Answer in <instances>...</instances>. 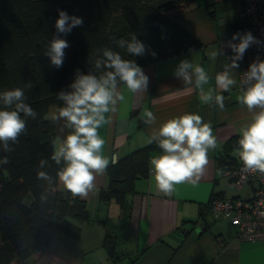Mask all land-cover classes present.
I'll return each mask as SVG.
<instances>
[{
  "label": "crops",
  "instance_id": "0c3cea01",
  "mask_svg": "<svg viewBox=\"0 0 264 264\" xmlns=\"http://www.w3.org/2000/svg\"><path fill=\"white\" fill-rule=\"evenodd\" d=\"M242 5L243 0H194L187 8L167 11V16L186 28L201 46L182 53L169 51L161 60L141 66L149 77L147 91L133 95L125 85H118L126 99L118 102L115 112L105 114L110 123L100 129L106 139L104 154L114 163L148 144L149 135L164 121L186 112L201 115L205 122H211L219 147L209 152V163L199 182L177 184L174 192L164 194L156 189L149 170L136 181L135 191L122 206L115 200L100 199L109 184L106 171L97 176L96 191L85 198L91 217L80 222V238L57 233L46 251L28 264H264V241L239 239L237 225L228 218L216 219L209 206L215 196L247 197L255 187H235L219 166L221 158L233 155L237 160L238 147L228 150L226 145L239 138L240 127L249 123L253 114L237 101L244 89L239 86L240 67L232 66L235 53L228 46L229 41L238 43L232 37L246 23ZM184 60L205 69L209 80L204 91L212 89L214 96L223 95V110L214 100L202 103L192 69H188L191 83L175 75ZM225 72L236 81L228 92L219 88L215 79ZM146 110L156 116L151 126L144 123ZM66 133V122L58 120L57 138L63 139ZM159 154L161 151L153 156ZM59 188L64 189L62 184ZM107 234L119 235L117 261L104 246Z\"/></svg>",
  "mask_w": 264,
  "mask_h": 264
},
{
  "label": "trees",
  "instance_id": "16d2710c",
  "mask_svg": "<svg viewBox=\"0 0 264 264\" xmlns=\"http://www.w3.org/2000/svg\"><path fill=\"white\" fill-rule=\"evenodd\" d=\"M194 0H0V91L25 88L26 103L38 113L36 119L26 120V131L16 143L9 142L11 151L0 143V158L9 163L0 165V264H28L37 254L46 251L53 237L61 233L79 239L80 222L90 219L87 201L73 198L60 189L57 172L64 167L51 160L57 138L58 121L47 117L50 106L63 107L57 99L61 91H72L70 85L77 71L101 75L110 69L94 67L100 49L118 52L122 59L139 66L155 63L167 52L182 53L201 46V43L182 25L166 14L172 9L189 7ZM58 10L83 18V25L68 34L55 29ZM241 34V30L239 32ZM65 39L63 65L51 64L45 55L51 41ZM135 36L145 45L142 56L127 52L116 41H130ZM152 53H155L153 56ZM123 83H118V85ZM71 129L67 128V134ZM65 135V137H66ZM239 138L227 143L228 150L238 145ZM161 150L155 142L139 147L119 157L107 169L109 184L100 195L102 201L115 200L125 206L135 191V183L146 177L150 158ZM44 159L47 164L39 167ZM236 160L221 158L225 171ZM44 171L51 183L38 179ZM46 196L42 200L41 196ZM123 240V238H122ZM119 235L107 234L104 246L115 260L120 259Z\"/></svg>",
  "mask_w": 264,
  "mask_h": 264
},
{
  "label": "clouds",
  "instance_id": "9594fccd",
  "mask_svg": "<svg viewBox=\"0 0 264 264\" xmlns=\"http://www.w3.org/2000/svg\"><path fill=\"white\" fill-rule=\"evenodd\" d=\"M82 25L83 18L58 10L55 21L57 33L68 34ZM237 39L239 43L229 41L228 44L235 53L233 67L239 66L236 61L241 60L250 45L257 42L250 32L234 34L232 40ZM116 43L121 48L126 46L127 52L134 56L145 53V45L135 36L130 41L119 39ZM68 47V42L57 36L51 41L45 55L50 58L52 65L60 68L64 61V50ZM99 51L102 52V57L95 60L94 67L100 69L103 66L110 70L99 77L92 73L82 74L78 70L76 79L70 85L72 91L57 94V99L62 100L64 106L58 107L51 116L53 122L62 119L66 122V127L71 129L63 139L55 138L51 141L53 152L50 158L57 165L63 161L64 167L57 172V177L73 198L85 199L90 192H95L97 176L103 175L112 162L104 154L106 139L101 135L100 129L110 123V116L105 114L115 112L118 102L126 99L124 93L118 90V83H123L133 95L146 92L149 83V77L134 61L122 59L118 52L106 47ZM188 69H192L195 75L202 103L209 104L214 100L216 106L223 110L225 97L220 94L214 96L212 89L204 91L203 85L208 83L209 77L202 66H193L184 60L175 75L182 77L185 83H191L192 76ZM245 76L249 86L241 92L237 101L253 114L251 121L239 129V147L235 152L246 171L264 174V61L251 64ZM215 79L217 86L224 92L230 91L236 84L227 72L218 73ZM30 87L31 84L25 85V88ZM25 88L0 91V143L5 151H11L9 142L16 143L26 131V120L22 116L36 119L38 115L26 103ZM256 108L260 110L254 111ZM143 119L149 126L156 122V116L151 110L144 111ZM153 142L157 144L161 154L150 158V177L156 189L164 194L174 192L177 184L198 183L206 172L209 152L219 147L211 122H205L197 113L187 112L164 121L149 135L148 143ZM8 163L7 156L0 158V165ZM46 164L44 159L39 161L40 168H44ZM37 178L51 183V177L44 171H38ZM41 199H46V196L42 195Z\"/></svg>",
  "mask_w": 264,
  "mask_h": 264
},
{
  "label": "built area",
  "instance_id": "2783aa9c",
  "mask_svg": "<svg viewBox=\"0 0 264 264\" xmlns=\"http://www.w3.org/2000/svg\"><path fill=\"white\" fill-rule=\"evenodd\" d=\"M241 16L246 19L241 35L250 32L257 41L250 45L239 63V86L246 89L249 84L245 73L249 71V66L264 61V0H243ZM224 174L237 188L247 184L255 187L251 196L247 197L215 196L209 204L211 214L216 219H231L237 225L236 235L239 239L264 241V174L246 171L238 158Z\"/></svg>",
  "mask_w": 264,
  "mask_h": 264
},
{
  "label": "rangeland",
  "instance_id": "374dc122",
  "mask_svg": "<svg viewBox=\"0 0 264 264\" xmlns=\"http://www.w3.org/2000/svg\"><path fill=\"white\" fill-rule=\"evenodd\" d=\"M56 110H57V106L56 105L50 106V109L48 111L47 117L51 118V116L56 113Z\"/></svg>",
  "mask_w": 264,
  "mask_h": 264
},
{
  "label": "water",
  "instance_id": "95a60500",
  "mask_svg": "<svg viewBox=\"0 0 264 264\" xmlns=\"http://www.w3.org/2000/svg\"><path fill=\"white\" fill-rule=\"evenodd\" d=\"M198 231H199V232H201V226H200V227H198Z\"/></svg>",
  "mask_w": 264,
  "mask_h": 264
}]
</instances>
